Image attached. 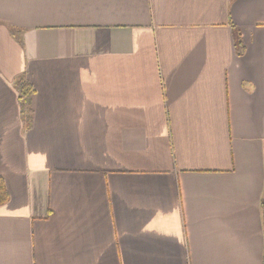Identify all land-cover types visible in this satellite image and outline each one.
<instances>
[{"label":"crops","instance_id":"0c3cea01","mask_svg":"<svg viewBox=\"0 0 264 264\" xmlns=\"http://www.w3.org/2000/svg\"><path fill=\"white\" fill-rule=\"evenodd\" d=\"M0 178V264H263L264 0H0Z\"/></svg>","mask_w":264,"mask_h":264},{"label":"trees","instance_id":"16d2710c","mask_svg":"<svg viewBox=\"0 0 264 264\" xmlns=\"http://www.w3.org/2000/svg\"><path fill=\"white\" fill-rule=\"evenodd\" d=\"M244 48L241 41L239 42L238 54L242 55ZM15 90L18 93V100L21 109V119L23 120L26 128L30 127L32 114H33V96L35 95V88L28 82L25 77H20L15 83ZM10 200V194L7 190L5 182L0 178V208L7 204ZM263 226H264V213H263ZM263 264H264V250H263Z\"/></svg>","mask_w":264,"mask_h":264}]
</instances>
